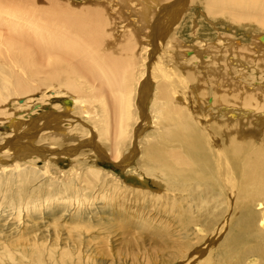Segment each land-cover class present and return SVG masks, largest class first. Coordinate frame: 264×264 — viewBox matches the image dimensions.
I'll list each match as a JSON object with an SVG mask.
<instances>
[{
	"label": "bare ground",
	"instance_id": "1",
	"mask_svg": "<svg viewBox=\"0 0 264 264\" xmlns=\"http://www.w3.org/2000/svg\"><path fill=\"white\" fill-rule=\"evenodd\" d=\"M194 4L204 14L196 22L192 18L194 13L190 14ZM106 5V12L97 13L102 17L90 19L76 29L71 18L66 17V28L60 33L48 34L46 25L39 28L30 21L26 23L29 26L18 23L8 26L6 32L0 29V121L8 120L11 133L6 134H13L0 143V161L15 160V168L19 170V162L73 160L79 156L106 160L120 169H128L138 151L134 144L137 132H142L150 122L146 112L150 100L152 121L164 132L143 148V174L150 175L160 187L159 196L166 204L180 206L181 238H187L188 226L205 228L207 237H200L201 241L208 238L204 242L202 264H250L254 259H258L257 264H264V210L256 209L264 205V93L249 89L231 74L232 66L264 65V0H109ZM217 20L222 25L233 24L234 30L242 33L227 28V40L221 39L217 30L224 32V26L217 28L214 22ZM143 34L148 40L141 38ZM193 39L206 42L212 57L202 69L186 63L190 59L188 54L191 57L195 54L188 49ZM222 40L227 41L223 51L219 49ZM142 42L152 46L150 56L158 46L164 43L168 46L163 51L165 63L155 65L149 77H144L143 69L140 76L135 73L141 62ZM218 55H222V62ZM197 56L202 57L199 53ZM152 78L158 80L154 93H151L155 89ZM91 79L100 82L94 91L102 104V115L86 107V97L83 98L82 90L89 88L87 83ZM43 88L62 95L67 113L78 103H84L81 112L95 127L96 136L99 139L105 136L110 144L98 140L95 132L79 134L81 137L73 134L69 123L60 124L62 117L70 116L67 113H40L38 119H19V113L39 112L41 102L25 105L21 102L39 96ZM208 92L213 96L212 104L221 111L225 109L224 114L228 115L225 122L216 120L215 114L203 113V105L210 97ZM13 101L21 103V109H15ZM231 107H239L247 118L233 120L229 114ZM41 120L43 125L37 123ZM132 121L139 123L134 127ZM84 123L87 127L88 123ZM14 174V182L22 185L19 190L37 175L25 171ZM26 193L27 190L20 191L12 201L17 209L37 203L38 196L32 197L34 202L23 200ZM50 196L53 194L45 199L50 200ZM122 213L123 220H134L142 226L146 223L141 217ZM85 219L86 223L80 222L86 226L85 231H90L89 219ZM227 228L222 242L213 247V239ZM110 232H105V239L99 238V254L107 253L106 237ZM89 242H85L86 246ZM84 250L88 253L86 260L97 259L96 248ZM249 258V263L245 262Z\"/></svg>",
	"mask_w": 264,
	"mask_h": 264
},
{
	"label": "rangeland",
	"instance_id": "2",
	"mask_svg": "<svg viewBox=\"0 0 264 264\" xmlns=\"http://www.w3.org/2000/svg\"><path fill=\"white\" fill-rule=\"evenodd\" d=\"M108 1L0 0V29L6 32L8 26L11 27L18 23L24 26L27 25L26 23L34 22V25L39 28L42 25H46L45 31L48 34L53 32L60 33L66 28V17L71 18L73 28L76 29L86 25L87 22H90V19L102 17V14L97 15V13L107 11L106 4ZM194 5L196 6H191L192 10L190 9V14H195H193L194 17L192 16V18L196 22L198 19L204 18V14L201 15L203 12L200 6ZM214 22L217 23V28L224 26V32L227 30L230 32L240 31L239 29L234 30L235 27L231 23L225 24V27V25H222L221 20ZM196 28L197 26L194 27V30ZM241 31L239 35L242 33ZM217 32L222 35L221 39L227 40V32L224 33L222 30H217ZM141 38L145 39L144 34ZM237 38L241 40L242 37L237 36ZM145 40H148V38ZM192 42L191 47L188 49L190 53L194 51L195 54H192V57L191 54H188L190 59L192 58V61L188 58L189 60L186 62L187 66L193 68L201 66L200 68L202 69L212 59L211 55L207 52L208 45L206 46V42L199 39H193ZM223 42L219 48L221 51L224 50L227 41ZM165 45L167 43L158 46L157 49L152 51V56H150L152 46L147 47L146 43L142 42V46L140 47L141 57H139L142 63L139 62L138 69L137 67L135 68L138 70V72L135 70L137 77L140 76L139 72H142L140 69H143L145 73L144 77H149L155 65L157 67L159 63H165L166 57L163 51L168 47ZM203 50L205 51L203 52ZM197 53L202 57L196 58L198 57ZM201 53L204 54L201 55ZM205 56L207 57L205 58ZM218 56L222 62V55ZM218 56L216 57L217 60ZM263 66L244 63L242 66L244 69L232 66L231 74L232 77L244 82L249 89L261 90L260 94H262L264 93ZM240 69L244 70L241 74L239 73ZM48 73L49 68L47 69V75ZM152 79L155 89L152 88L151 93H154L157 90L158 80L156 82L155 78ZM87 85L89 88L86 86V89L82 90L84 92L83 98L86 97V107H90L91 110H95L94 112L102 115L100 111V105L102 104L94 91V87H98L100 82L91 79ZM42 92L39 96L26 100V102H21L24 105L31 102H41L42 107L38 109L39 112L33 111L31 115L19 113V119H38L40 113L59 112L61 115L67 113L61 101L62 95L60 97V94L57 95L54 91L47 90V88H43ZM208 96H210L209 100L203 105V113L210 112L215 114L216 120L225 122L228 119V115L224 114L225 109L221 111L220 108L212 104L211 99L213 96L210 92H208ZM149 101L146 104V112L150 122L142 132H137V139L135 138V143H133L136 145L138 155L136 154L133 157L134 160L132 159L128 169H120L106 160L99 161L95 158L79 156L73 160L70 158L66 160L54 158L47 161L42 159L19 162L21 166L19 170L15 168L17 162L15 160L6 159L7 161H0V237H2L0 238V264H202L205 261V254H202V251L204 249V242L208 238L201 241V238L207 237L205 228L199 225L188 226L187 238H181L182 236L180 235L183 230L180 229L178 221L180 206H169L166 204L167 202L163 197L159 196L161 192L160 187L153 183L154 180L150 175L143 174L145 170L141 156L143 148L149 141L158 140L161 133L164 132L162 128L158 127V123L155 124L152 121V113L149 111L150 108L148 109L151 104V101ZM21 103L18 104L17 101L12 102L14 108L17 110L21 109ZM83 104L78 103L73 111L67 113L70 116L62 117L63 122L60 124L66 126L69 123V128L73 129L72 133L79 137H81V134L89 135L91 133L94 134V132V136H96L95 127L87 121L86 114L82 113L85 109ZM197 108L199 109V107ZM229 114L233 115V120L241 118L240 120L243 121L244 118H247L244 111L239 109V107H231ZM248 118L250 119L249 116ZM84 121L88 123L87 127L84 126ZM108 121L107 119L106 122ZM7 122L8 120L0 121V143L2 144L5 139H10L13 136V134H11L12 136L6 134V132L11 133L10 127L8 126L7 128ZM37 123L43 125L42 120ZM132 123L135 127L139 122L136 124V122L132 121ZM113 131L114 129H112L111 134ZM100 137L101 139L97 137L98 140L104 141L106 145L110 144V141L106 140L105 136L101 135ZM113 137L112 135V139ZM15 171L17 173L29 172L31 176L32 172H35L37 175L31 177V182L29 181L27 185L23 186L22 190H19L22 185L14 182L16 181ZM138 175H141L144 179ZM26 190L29 194L26 193L23 200L34 202L35 200L32 197L38 196L39 198L36 199L37 203L34 202V204L26 209L23 206L22 210L17 209L12 201L17 199L16 195L20 191ZM48 194H53V196L49 197L50 200L45 199ZM56 194L60 195V197H56ZM65 196L66 198H64ZM256 209L263 211L264 205L257 206ZM123 211L124 214L128 213L137 218L141 217L146 221V225L143 224L144 226H142V224H137L136 221H130L127 218L123 220L120 218ZM85 218L89 219L88 224L92 227L90 231H87V229L85 231L86 226L82 224L87 222ZM106 224L108 226H104ZM199 227L201 228L200 231ZM228 229H225L221 235L219 234L213 239V247L216 248L222 242V237L227 235ZM107 230H111L110 234H108L109 237H106L108 244L105 247V249H108L107 253L109 255L107 253L99 254L100 249H98L97 242L102 238L105 239L103 235L106 234ZM94 236L98 238L94 239ZM87 241H90L88 246L85 244ZM177 243L180 245H177ZM94 247L96 248L95 253L98 252V257L96 256L97 259L95 261L90 260V262L86 260L88 253L84 249L89 248V250H94ZM250 258L246 259L245 262L249 263ZM257 262L258 259H254L250 261V264H257Z\"/></svg>",
	"mask_w": 264,
	"mask_h": 264
}]
</instances>
